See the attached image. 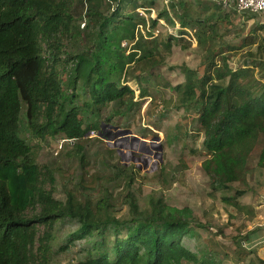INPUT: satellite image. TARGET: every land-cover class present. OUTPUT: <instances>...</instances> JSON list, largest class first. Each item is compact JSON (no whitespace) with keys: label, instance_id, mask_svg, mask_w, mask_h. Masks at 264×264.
I'll return each mask as SVG.
<instances>
[{"label":"trees","instance_id":"1","mask_svg":"<svg viewBox=\"0 0 264 264\" xmlns=\"http://www.w3.org/2000/svg\"><path fill=\"white\" fill-rule=\"evenodd\" d=\"M101 1L0 0V264H51L58 253L73 255L68 264H264L245 246L255 230L234 234L231 250L208 242L200 229L211 221L169 204L162 192L142 204L132 178L128 218L109 212V191L95 201L81 200L77 187L55 196L54 173L22 135V115L36 138L84 139L139 110L136 98L147 97L156 78L175 92L172 109L189 116L184 133L201 140L190 152L203 157L208 195L233 208L231 218L254 216L242 197L264 168V23L253 15L246 21L255 24L240 34L211 0H162L167 9L148 18L137 9L150 12L156 0H109L106 14ZM161 19L176 32L159 41ZM187 29L205 56L194 67L170 66L184 75L173 83L157 72L161 48L170 51ZM165 169L157 175L167 183Z\"/></svg>","mask_w":264,"mask_h":264},{"label":"rangeland","instance_id":"2","mask_svg":"<svg viewBox=\"0 0 264 264\" xmlns=\"http://www.w3.org/2000/svg\"><path fill=\"white\" fill-rule=\"evenodd\" d=\"M109 4H111L109 0H102L100 10L108 13L111 6ZM164 9H167V5L162 0H156L150 12L142 8H138L137 11L148 18L156 16ZM224 10L229 11L228 14L233 18V28H241L240 34L255 24L246 21L253 15L258 18L257 22L264 23V12L250 14L231 7ZM84 19L85 17L81 19V27L84 25L82 21ZM157 27L159 32L155 36L159 41L164 40L169 32L175 31L173 25L164 19L159 21ZM140 28L145 31L143 25ZM240 34L234 38L237 37L238 40ZM260 34L264 36V29ZM77 48L78 44H75L71 45L69 50L76 52ZM161 50L164 59L160 58V62L163 65L159 66L157 72L173 83L184 80V75L179 69L173 70L170 66L187 63L194 67L205 56V51L190 43L185 35L172 42L170 51L162 48ZM236 58L234 56L232 62ZM149 86L147 97L136 98L141 102L139 110L130 116L121 114L112 121V124L104 123L98 135H88L84 139L64 142L57 154L56 137L44 139L34 137L29 132L27 120L23 115L21 133L38 152L40 164L52 169L55 180L53 189L57 198L63 199L66 191L74 187H77L81 200L89 201H95L103 192L109 191L115 204L109 212L114 216L128 218L130 213L125 196L127 184L132 178L129 188L140 189L136 192H141L139 199L142 204L146 202L148 194L162 192L165 200L171 205L191 206L194 213L203 221L213 223L209 229H200L204 239L215 244H225L231 250V237L234 234L240 231L247 232L249 224L253 227L260 225L256 224L254 216H244L240 213L233 218L229 217L230 211L235 212L234 209L226 207L219 199H212L208 195L209 181L201 167L203 157L190 152L192 147H199L201 140L188 137L184 133L190 128L189 116L182 110L172 109L176 100L175 92L171 88L163 87L156 78ZM162 108L167 113L159 118ZM127 122L129 126H125ZM254 160L255 157L251 164L255 163ZM162 167L166 168L167 183L157 175ZM81 178H84V181H81ZM80 182L85 188L78 187ZM261 227L259 231L249 234L245 246L252 248L264 258V225ZM56 246L57 242L53 248ZM72 260L73 255L58 253L52 256L51 264H68Z\"/></svg>","mask_w":264,"mask_h":264},{"label":"crops","instance_id":"3","mask_svg":"<svg viewBox=\"0 0 264 264\" xmlns=\"http://www.w3.org/2000/svg\"><path fill=\"white\" fill-rule=\"evenodd\" d=\"M256 20H258V18ZM250 184L252 189L242 200L243 203L252 206L254 220H256L257 225H260L253 227L249 224L247 231L255 230V232H257L262 229L261 225H264V168L256 170L255 174L250 179ZM243 215L245 216V214ZM248 223H250V221H248Z\"/></svg>","mask_w":264,"mask_h":264},{"label":"built area","instance_id":"4","mask_svg":"<svg viewBox=\"0 0 264 264\" xmlns=\"http://www.w3.org/2000/svg\"><path fill=\"white\" fill-rule=\"evenodd\" d=\"M212 2L224 7V8H234L239 12H247L250 14H261L264 12V0H211ZM164 23V22H163ZM178 26V24H177ZM188 30V29H187ZM188 34H184L188 39L196 45V40L194 37H191V31H187ZM158 33V30H155L154 35ZM123 44L125 45L126 42L124 41ZM99 132H96L95 130L90 131L89 135H98ZM66 141H72L68 138H58L56 140V154L61 150L63 147L64 142Z\"/></svg>","mask_w":264,"mask_h":264}]
</instances>
